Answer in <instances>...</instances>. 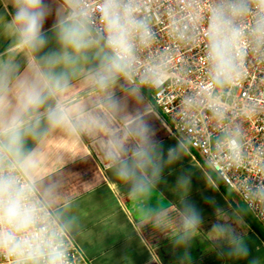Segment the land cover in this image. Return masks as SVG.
<instances>
[{"label":"clouds","instance_id":"9594fccd","mask_svg":"<svg viewBox=\"0 0 264 264\" xmlns=\"http://www.w3.org/2000/svg\"><path fill=\"white\" fill-rule=\"evenodd\" d=\"M2 5L0 264H74L83 225L75 199L64 194L59 169H51L50 159L62 155L55 142L91 147L141 215L155 214L164 223L166 208L149 204L165 169L193 151V134L204 121L215 122L214 135L202 138L212 145L207 166H247L244 123L264 115V0ZM170 89L179 90L174 119L181 134L165 149L153 119L160 118V101ZM260 157L264 146L253 161L255 182H241L249 205L234 210L241 221L255 204L264 220ZM190 183L187 172L175 183L181 200L173 243L185 249V260L203 222L187 199ZM210 238L221 255L250 254L245 235L223 218L212 225Z\"/></svg>","mask_w":264,"mask_h":264},{"label":"crops","instance_id":"0c3cea01","mask_svg":"<svg viewBox=\"0 0 264 264\" xmlns=\"http://www.w3.org/2000/svg\"><path fill=\"white\" fill-rule=\"evenodd\" d=\"M2 7L0 0V10ZM52 22L50 17L45 27ZM5 46L6 41L0 40V51ZM153 125L165 149L175 145L177 138L168 133L161 113ZM54 147L62 149V155L59 161L53 156L49 163L52 170L59 169L64 194L78 205L83 229L76 242L92 264H252L253 260L264 264V225L250 212L243 215V221L236 218L234 210L245 204L192 152L165 169L149 204L166 208L164 223L155 214L141 215L142 209L131 201L125 186L117 182L91 147L81 149L66 142H55ZM182 172L190 174L187 199L199 209L203 221L186 250L187 260L185 249L173 243L181 200L175 183ZM221 218L245 235L250 250L247 258H230L213 247L210 230Z\"/></svg>","mask_w":264,"mask_h":264},{"label":"built area","instance_id":"2783aa9c","mask_svg":"<svg viewBox=\"0 0 264 264\" xmlns=\"http://www.w3.org/2000/svg\"><path fill=\"white\" fill-rule=\"evenodd\" d=\"M190 56L195 57L197 55L195 50H190ZM194 78H198L195 73L194 68ZM247 88L253 87V85L246 86ZM179 90L170 89L169 93L165 95L160 101V113L162 115L163 123L168 131V133L178 138L181 134L179 125L174 119V112L177 103V94ZM247 95V91L245 92ZM244 127L247 132V144H248V154L250 160L247 162L246 167H225L224 164H218L216 169H212L216 176L230 189H232L241 201L245 204L246 208L249 207L243 199L241 193V182L247 180L249 183L255 182L256 175L253 170V161L257 158V150L264 146V115H260L250 121H245ZM215 132V122L206 120L202 123L201 128L193 134L194 146L192 153L201 162L206 163L207 153L211 150V144H205L202 142V138L206 135H214ZM264 160V157H260ZM254 212H250L252 217L259 223L264 225V220H261L258 213L261 209L259 204L251 206ZM74 264H92V262L84 255L81 251L77 242H75L73 248Z\"/></svg>","mask_w":264,"mask_h":264}]
</instances>
